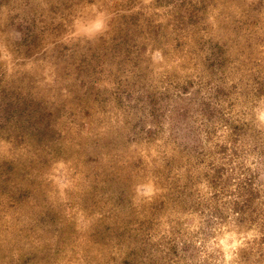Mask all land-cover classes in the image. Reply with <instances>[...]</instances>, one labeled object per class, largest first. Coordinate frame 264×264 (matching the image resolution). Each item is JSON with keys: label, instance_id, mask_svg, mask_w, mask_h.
I'll return each instance as SVG.
<instances>
[{"label": "rangeland", "instance_id": "374dc122", "mask_svg": "<svg viewBox=\"0 0 264 264\" xmlns=\"http://www.w3.org/2000/svg\"><path fill=\"white\" fill-rule=\"evenodd\" d=\"M0 264H264V0H0Z\"/></svg>", "mask_w": 264, "mask_h": 264}, {"label": "snow or ice", "instance_id": "6c2138e0", "mask_svg": "<svg viewBox=\"0 0 264 264\" xmlns=\"http://www.w3.org/2000/svg\"><path fill=\"white\" fill-rule=\"evenodd\" d=\"M97 27H99V25H97Z\"/></svg>", "mask_w": 264, "mask_h": 264}]
</instances>
